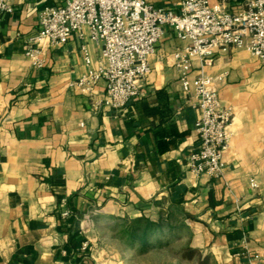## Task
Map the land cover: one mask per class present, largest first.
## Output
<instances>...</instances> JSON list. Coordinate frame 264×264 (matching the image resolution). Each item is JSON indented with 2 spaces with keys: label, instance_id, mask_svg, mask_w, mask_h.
I'll list each match as a JSON object with an SVG mask.
<instances>
[{
  "label": "crops",
  "instance_id": "0c3cea01",
  "mask_svg": "<svg viewBox=\"0 0 264 264\" xmlns=\"http://www.w3.org/2000/svg\"><path fill=\"white\" fill-rule=\"evenodd\" d=\"M63 1L9 0L0 21V264H264V62L244 47L193 60L190 77L204 68L235 113L225 174L197 175L200 110L172 60L189 40L167 26L140 94L113 107L104 78L76 83L84 44L93 68L105 62L88 26L44 42L42 66L26 54L40 11ZM225 1L233 12L245 2ZM142 216L165 224L147 245L127 232Z\"/></svg>",
  "mask_w": 264,
  "mask_h": 264
},
{
  "label": "built area",
  "instance_id": "2783aa9c",
  "mask_svg": "<svg viewBox=\"0 0 264 264\" xmlns=\"http://www.w3.org/2000/svg\"><path fill=\"white\" fill-rule=\"evenodd\" d=\"M9 0H0V21L11 11ZM39 29L31 36L26 54L33 64L42 66L44 42H65L75 31L88 26L90 38L102 45L105 62L96 68L87 45H83L88 71L77 80L83 90H91L100 79L106 80L104 103L123 107L136 98L143 81L151 72L150 57L158 42L171 27L189 40L184 48L172 53L173 65L180 71L186 91L194 88L192 99L200 110L196 122L199 144L188 155L191 169L197 174L223 176L224 154L229 148L235 113L223 104L215 79L205 72L191 78L193 60L203 66L212 63L217 51L244 47L264 62V0H245L241 9L230 11L225 0H182L179 11L156 6L147 0H64L40 11ZM3 42L0 36V53ZM252 187H258L255 176ZM64 216L70 211L65 210ZM87 243L83 248H86ZM252 255L249 264L261 259Z\"/></svg>",
  "mask_w": 264,
  "mask_h": 264
},
{
  "label": "trees",
  "instance_id": "16d2710c",
  "mask_svg": "<svg viewBox=\"0 0 264 264\" xmlns=\"http://www.w3.org/2000/svg\"><path fill=\"white\" fill-rule=\"evenodd\" d=\"M127 232L132 239L141 240L145 245H147L157 232L164 229L165 224L162 220H152L149 217L142 216L127 223ZM185 255L192 256L196 253V249L186 246Z\"/></svg>",
  "mask_w": 264,
  "mask_h": 264
}]
</instances>
